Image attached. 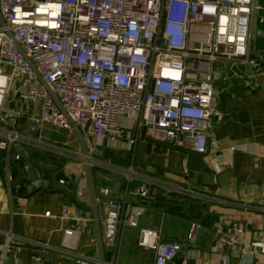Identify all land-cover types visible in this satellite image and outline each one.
Instances as JSON below:
<instances>
[{"label": "built area", "instance_id": "obj_1", "mask_svg": "<svg viewBox=\"0 0 264 264\" xmlns=\"http://www.w3.org/2000/svg\"><path fill=\"white\" fill-rule=\"evenodd\" d=\"M260 9L254 0H0V109L14 95L39 110L38 126L51 125L66 138L73 136L47 86L81 131L90 153L95 142L115 145L126 118L147 141L204 155L207 131L221 118L215 109L213 66L259 71V62L249 55V40L252 16ZM0 136V151L7 153L3 183L10 193L9 161L20 156L9 152L19 135L8 131ZM58 147L61 154L67 148ZM85 190L83 179L77 196ZM148 194L145 184L131 193L137 198ZM124 204L111 199L100 216L104 253L111 256L106 264L114 263L121 226L139 229L137 245L153 252L154 264H169L182 249L196 246L198 222L190 223L183 242L167 241L160 229L139 227L140 211H124ZM61 219L81 226L91 222L71 215L67 207ZM238 233L240 227L234 225L219 234L218 243L233 247ZM79 235L66 229L64 236L71 241H64L61 249L75 250ZM19 248L6 234L0 242V263ZM74 257L76 264H99L81 254Z\"/></svg>", "mask_w": 264, "mask_h": 264}, {"label": "crops", "instance_id": "obj_2", "mask_svg": "<svg viewBox=\"0 0 264 264\" xmlns=\"http://www.w3.org/2000/svg\"><path fill=\"white\" fill-rule=\"evenodd\" d=\"M254 1L261 9L250 22L249 55L260 69L213 66L215 109L221 118L207 131L206 154L147 141L126 118L115 145L95 142L90 153L94 172L108 179L97 187L100 216L107 201L123 200L124 211H140L139 227L160 229L164 240L176 242L186 239L190 223L201 225L196 246L182 249L169 264H264V0ZM252 75L259 76L253 80ZM38 114L14 95L0 109V132L19 135L9 155L20 156L9 161V193L2 173L7 153L0 151V242L11 234L20 246L0 264H76L74 254L98 261L87 188L77 196L85 176L76 137L66 138L51 125L38 126ZM42 142L48 150L40 147ZM62 144L67 148L61 154L54 147ZM140 184L148 189L146 198L131 195ZM65 207L91 222L81 226L62 220ZM234 225L240 227L238 244L221 246L219 234ZM66 229L80 231L75 250L61 249L71 241L64 236ZM138 230L120 227L113 264H154L153 252L137 245Z\"/></svg>", "mask_w": 264, "mask_h": 264}, {"label": "water", "instance_id": "obj_3", "mask_svg": "<svg viewBox=\"0 0 264 264\" xmlns=\"http://www.w3.org/2000/svg\"><path fill=\"white\" fill-rule=\"evenodd\" d=\"M0 24L3 26L4 22L0 16ZM7 35L11 39V33L7 32ZM14 45H16V49L19 51V53L22 55L24 60L28 63V65L31 67V69L35 72L37 78L39 81L44 84L42 81L40 75L37 73L36 69L34 68L33 64L30 62L29 59H27L20 47V45L16 42H13ZM46 90L51 97L52 100H54V104L57 107V109L60 111L62 116L65 117L66 121L71 126L72 132L74 136L76 137V141L79 145V150L81 152V157L84 162V176H85V182H86V188H87V194H88V200H89V206H90V213H91V220H92V229L95 239V246L97 249V257H98V263L99 264H106V258L104 253V247L103 246V239H102V231H101V222H100V215H99V207H98V191L97 187L101 186L102 181L108 182V179L106 176H104L101 172H94L93 166L91 164V155L88 147L86 146L83 135L79 128L74 124V122L69 118L67 115L65 109L63 108V105L60 103V100L57 98V96L46 86ZM10 97H7L6 100H10ZM34 255V254H33Z\"/></svg>", "mask_w": 264, "mask_h": 264}, {"label": "rangeland", "instance_id": "obj_4", "mask_svg": "<svg viewBox=\"0 0 264 264\" xmlns=\"http://www.w3.org/2000/svg\"><path fill=\"white\" fill-rule=\"evenodd\" d=\"M42 143H43V146H41V145H40V147H44L45 149H47V150H48V148H49V147H48V148H47V147H45V146H44V144H45V143H44V142H42ZM45 145H47V144H45ZM44 148H43V149H44Z\"/></svg>", "mask_w": 264, "mask_h": 264}, {"label": "bare ground", "instance_id": "obj_5", "mask_svg": "<svg viewBox=\"0 0 264 264\" xmlns=\"http://www.w3.org/2000/svg\"><path fill=\"white\" fill-rule=\"evenodd\" d=\"M3 85V81L2 80H0V86H2Z\"/></svg>", "mask_w": 264, "mask_h": 264}]
</instances>
